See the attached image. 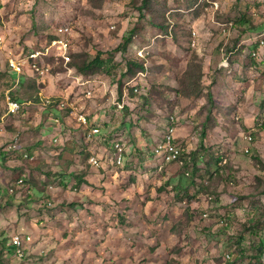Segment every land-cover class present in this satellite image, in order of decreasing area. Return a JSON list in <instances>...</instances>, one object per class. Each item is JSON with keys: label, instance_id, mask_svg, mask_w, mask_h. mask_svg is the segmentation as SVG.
Masks as SVG:
<instances>
[{"label": "rangeland", "instance_id": "1", "mask_svg": "<svg viewBox=\"0 0 264 264\" xmlns=\"http://www.w3.org/2000/svg\"><path fill=\"white\" fill-rule=\"evenodd\" d=\"M142 4L0 0V264H264V0ZM63 25L74 71L48 58L15 84L10 53L41 50ZM98 52L106 69L79 72ZM81 113L102 138L85 139ZM172 117L184 167L153 153ZM16 234L32 239L21 258Z\"/></svg>", "mask_w": 264, "mask_h": 264}, {"label": "built area", "instance_id": "2", "mask_svg": "<svg viewBox=\"0 0 264 264\" xmlns=\"http://www.w3.org/2000/svg\"><path fill=\"white\" fill-rule=\"evenodd\" d=\"M218 6L217 4H215ZM71 42H72V31L68 26H60L54 33V37L50 39L48 44L43 47L41 50L32 49L30 50L24 57L22 54H13L10 53L9 57L7 58V66L9 72L14 74V83L19 84L21 81L22 75L27 71L30 72H37L43 75L46 72H49V64L46 62V59L52 58L55 60H60L63 64L65 69L68 72H73L74 68L70 67V49H71ZM2 44V38L0 37V46ZM257 47L259 50H264V31L258 36ZM139 57L144 56V51L142 49H138L135 52ZM253 56H257V54L253 53ZM220 67H228L227 60L220 64ZM76 79L79 84H86V80H82V75L79 73L76 75ZM135 92H138V87H134ZM84 92L90 93L91 90L86 88ZM7 114H15L19 112L22 108V102L12 96H7ZM59 106H64L63 102L59 103ZM57 120V119H55ZM78 121L86 128L84 132L85 139L87 141H91L95 138H102V132L99 125L89 126L88 121L86 119L85 114L78 115ZM263 122H259L257 127H260ZM176 125L175 119L172 117L169 123L165 127V132L162 137V140L159 144H157L153 150L155 156L161 158L167 164L178 165L179 167L185 166L186 157L183 153V150L178 147L176 144ZM256 129H252V132H255ZM4 127L0 125V146L3 145L4 139ZM251 135L246 137L248 140H251ZM10 142L8 144V148L18 150V143L17 142ZM6 149V148H5ZM111 149V158L114 163L118 165H123L126 161L125 151L118 140H113L110 143ZM20 154L26 159H33V156L26 150H19ZM90 162L95 166H100V161L97 157H92ZM206 217V215L204 214ZM223 222V221H221ZM31 236L25 234L24 236L20 234H16L13 236L11 241V246L14 248L16 255L20 258L24 256L23 245L26 243L31 242Z\"/></svg>", "mask_w": 264, "mask_h": 264}, {"label": "trees", "instance_id": "3", "mask_svg": "<svg viewBox=\"0 0 264 264\" xmlns=\"http://www.w3.org/2000/svg\"><path fill=\"white\" fill-rule=\"evenodd\" d=\"M149 0H143V4L144 6L147 5ZM54 37V34L52 36V38ZM51 38V39H52ZM132 41V35H130L129 37H126L123 39L122 43L119 45V49H125L128 47V45L131 43ZM72 64V59H70ZM131 67L128 68V72L131 74H134L135 72L132 71V67H138L140 70L139 71H144V67L142 63H130ZM78 71L79 72H83V73H93V72H97V71H103L104 69H106V63L104 61V59L102 58V53L98 52V54L95 56V58L92 61H88V62H82V64L80 66H78ZM1 70V69H0ZM138 71V72H139ZM119 94L122 95V88L119 90ZM198 95L200 96L201 94L198 93ZM210 99H212L211 95H209ZM1 147V146H0ZM16 150V149H14ZM263 249H261V253Z\"/></svg>", "mask_w": 264, "mask_h": 264}]
</instances>
